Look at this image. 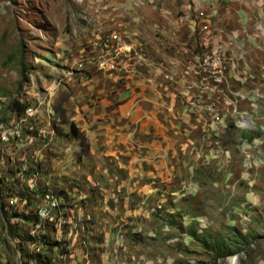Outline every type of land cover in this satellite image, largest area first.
<instances>
[{"label":"rangeland","instance_id":"rangeland-1","mask_svg":"<svg viewBox=\"0 0 264 264\" xmlns=\"http://www.w3.org/2000/svg\"><path fill=\"white\" fill-rule=\"evenodd\" d=\"M218 46L220 69H209ZM154 52L179 54L211 120L191 128L145 197L103 177L117 166L88 154L80 120L101 97L88 91L92 73ZM13 100L27 103L20 116ZM52 201L48 222L40 209ZM188 226L237 252L214 261ZM42 234L58 243L52 252L30 241ZM44 254L53 264H264V0H0V264Z\"/></svg>","mask_w":264,"mask_h":264},{"label":"crops","instance_id":"crops-1","mask_svg":"<svg viewBox=\"0 0 264 264\" xmlns=\"http://www.w3.org/2000/svg\"><path fill=\"white\" fill-rule=\"evenodd\" d=\"M174 55L175 58L166 57L170 68L162 62L163 53H155L153 58L144 53L139 65L138 61L127 64L116 59L109 70H96L91 75L94 85L88 91L101 97L86 110L80 131L91 142L90 156L96 155L101 165L117 166L115 173H107L105 166L101 172L117 191L151 196L152 185L160 177L166 180L170 166L175 165L180 143L191 138V128L211 120L204 102L191 99L194 88L182 73L183 60L178 53ZM146 57L150 63H145ZM213 63L209 69H213ZM163 69L171 76L162 73ZM116 79L123 81L121 88H117ZM208 93L202 91V97H208ZM158 165L163 169L169 166L167 174L160 172Z\"/></svg>","mask_w":264,"mask_h":264},{"label":"trees","instance_id":"trees-1","mask_svg":"<svg viewBox=\"0 0 264 264\" xmlns=\"http://www.w3.org/2000/svg\"><path fill=\"white\" fill-rule=\"evenodd\" d=\"M27 107V103L25 102H19L17 100H13L10 103L9 109L15 113V115L20 116L21 113L25 111ZM250 138V137H249ZM29 200V199H28ZM45 202V201H44ZM41 204V201L39 203L34 204L37 207ZM57 208V207H56ZM1 212L2 214L5 215V209H3V205L1 204ZM20 219L27 221H30L31 218H29L27 215L24 214H17ZM35 219L37 222L39 221L37 214L35 213ZM8 220V217H7ZM41 222V221H39ZM46 223V222H44ZM48 224V223H46ZM50 227H54L52 225H49ZM185 234L192 238L200 247L203 251L210 253L213 256V260L217 261L218 259L228 257L232 255L233 253H236L238 248L232 249L230 245L220 239L206 236L201 232H198L194 229L192 226H188L186 228ZM30 241L36 242L40 244L41 247L46 248L48 252H52V250L58 246L57 242H49L46 235H40L37 238H31ZM22 244V243H21ZM57 252L62 255L65 253V251L62 249V247L57 248ZM40 257V256H39ZM39 257H30L29 262L33 264H53V258L52 256H46V254L42 255L40 258ZM27 264V263H25Z\"/></svg>","mask_w":264,"mask_h":264},{"label":"built area","instance_id":"built-area-1","mask_svg":"<svg viewBox=\"0 0 264 264\" xmlns=\"http://www.w3.org/2000/svg\"><path fill=\"white\" fill-rule=\"evenodd\" d=\"M121 47V53H125V52H133L131 47L128 46H123L122 44H120ZM221 50L218 47H216L215 49H213V57L211 59L212 62H216L217 64V69H220V65H221ZM111 68V67H110ZM130 68V67H129Z\"/></svg>","mask_w":264,"mask_h":264},{"label":"bare ground","instance_id":"bare-ground-1","mask_svg":"<svg viewBox=\"0 0 264 264\" xmlns=\"http://www.w3.org/2000/svg\"><path fill=\"white\" fill-rule=\"evenodd\" d=\"M217 65V64H214V66ZM54 201V200H53ZM51 202V207L49 209H40V214L43 218H46L48 220V222H53L52 221V216L50 215V211L52 208H55L57 203L56 202ZM50 204V203H49ZM49 207V206H48ZM50 210V211H49ZM39 211V210H38ZM41 218V217H40ZM46 220V221H47ZM54 220V219H53ZM231 261V260H230ZM232 261H236V258H233ZM234 263V262H233Z\"/></svg>","mask_w":264,"mask_h":264},{"label":"water","instance_id":"water-1","mask_svg":"<svg viewBox=\"0 0 264 264\" xmlns=\"http://www.w3.org/2000/svg\"><path fill=\"white\" fill-rule=\"evenodd\" d=\"M227 258H229V257H227Z\"/></svg>","mask_w":264,"mask_h":264}]
</instances>
